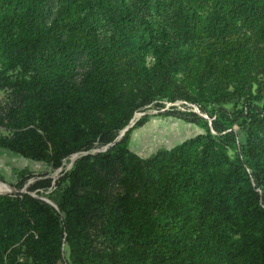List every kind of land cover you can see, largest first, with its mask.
Returning a JSON list of instances; mask_svg holds the SVG:
<instances>
[{
    "label": "trees",
    "instance_id": "trees-1",
    "mask_svg": "<svg viewBox=\"0 0 264 264\" xmlns=\"http://www.w3.org/2000/svg\"><path fill=\"white\" fill-rule=\"evenodd\" d=\"M0 91V148L52 171L150 108L203 130L16 170L0 264H264V0H0Z\"/></svg>",
    "mask_w": 264,
    "mask_h": 264
},
{
    "label": "rangeland",
    "instance_id": "rangeland-1",
    "mask_svg": "<svg viewBox=\"0 0 264 264\" xmlns=\"http://www.w3.org/2000/svg\"><path fill=\"white\" fill-rule=\"evenodd\" d=\"M9 103V92L0 91V115H2ZM172 104L160 110H167ZM176 105H180L177 102ZM184 109L183 107H181ZM194 110L196 109L193 107ZM158 110L150 108L146 112H138L136 117H140L141 114L149 113L153 115L149 121L142 127L136 129L131 136L130 149L137 155L147 158L161 149H171L174 146L193 138L203 133V130L196 125L189 124L177 120L171 117L158 116ZM101 148H95L92 154H96ZM73 155L64 160L62 166L52 171L51 167L45 162H37L30 159L23 158L22 156L13 153L9 150L0 148V183L3 182L11 187H15L18 182L16 170L28 169L34 174L49 173V176L53 179H57L64 170H69L72 162ZM35 179H30L24 188L21 190H27L30 183ZM17 188V187H15ZM7 187L0 185V193L6 191ZM34 194V193H33ZM36 196H38L36 194Z\"/></svg>",
    "mask_w": 264,
    "mask_h": 264
},
{
    "label": "water",
    "instance_id": "water-1",
    "mask_svg": "<svg viewBox=\"0 0 264 264\" xmlns=\"http://www.w3.org/2000/svg\"><path fill=\"white\" fill-rule=\"evenodd\" d=\"M195 108H196V109H195L194 111L197 112V113H200L198 107H195ZM146 114H149V113L141 114L140 117H142V116H144V115H146ZM140 117H136V116H135V118L130 122V124H129L126 128H124V130L121 131L119 137H118L114 142H112L111 144H109V145H107V146H105V147H102L101 150L98 151V152H104V151L108 150L111 146H113L116 142H118V141L121 139V137L124 135V133H125V132H126L131 126H133V125L135 124V122H136ZM205 117H206V116H205ZM92 151H93V150L88 151V152H80V153H76V154H74L73 157H72V162H71L70 168L72 167V165L74 164V162H75V160H76L77 158H79L80 156H83V155L92 154ZM98 152H97V153H98ZM1 183H3V182H1ZM3 184H5V183H3ZM8 188H9V189H7L6 191L1 192L0 195H3V194H9V193H22V192L25 193V192H26L25 190L23 191V190H21V189H18V188H15V187H11V186H9V185H8ZM43 199L46 200V201H47L48 203H50L51 205H53L56 209H58V206H57L52 200H50V199H48V198H43Z\"/></svg>",
    "mask_w": 264,
    "mask_h": 264
},
{
    "label": "bare ground",
    "instance_id": "bare-ground-1",
    "mask_svg": "<svg viewBox=\"0 0 264 264\" xmlns=\"http://www.w3.org/2000/svg\"><path fill=\"white\" fill-rule=\"evenodd\" d=\"M0 185H4V187H7L8 188V185L7 184L0 183Z\"/></svg>",
    "mask_w": 264,
    "mask_h": 264
}]
</instances>
